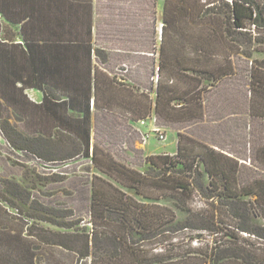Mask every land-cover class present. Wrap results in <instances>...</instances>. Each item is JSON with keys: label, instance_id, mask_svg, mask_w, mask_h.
<instances>
[{"label": "trees", "instance_id": "obj_1", "mask_svg": "<svg viewBox=\"0 0 264 264\" xmlns=\"http://www.w3.org/2000/svg\"><path fill=\"white\" fill-rule=\"evenodd\" d=\"M163 22L160 47L153 49L158 64L153 59L151 73L154 78L158 68L157 80L149 87L125 83L116 72L110 76L95 69L89 37L79 47L81 66L72 70L71 62H66L62 70L54 62L60 43L48 38L44 44L50 60L43 59L40 72L34 68L35 75L27 74L28 80L20 87L23 96L25 86L45 89L48 95L41 103L17 94L4 100L23 113L19 121L27 118L22 129L10 121L0 101V131L16 150L46 164L87 158L98 171L145 199H173L176 208L188 214L187 219L177 221L170 207L138 202L100 175H93L91 181V232L79 229L76 222L58 221L54 217L62 215L24 197L20 189L10 193L24 204L39 205L42 215L33 218L65 230L42 238L45 243L76 252L81 259L92 257V264H264V248L255 243L264 242V226L253 222L254 218L264 221V57L253 58L234 45L237 40L256 43L264 54V0H165ZM24 43L30 50L33 42L25 39ZM238 53L250 59L247 113L254 139L249 142V156H235L178 133L177 152L148 156L143 171L95 143L92 133L97 117L113 126H133L150 117L162 126L202 120L203 94L237 73L233 55ZM96 55L105 62L103 52L96 50ZM62 78L74 82L62 84ZM197 197L213 208L211 214L208 209H190ZM6 203L18 210L12 201ZM184 231L210 232L221 241L206 245L202 258L179 251L183 248L175 238ZM28 232L32 237V231ZM5 234L0 230V236ZM12 237L7 246L0 240V263L35 264L36 250L32 260L21 250L25 262L21 261L17 250L22 243ZM154 241L158 249L149 247ZM9 246L10 252L5 250Z\"/></svg>", "mask_w": 264, "mask_h": 264}, {"label": "rangeland", "instance_id": "obj_2", "mask_svg": "<svg viewBox=\"0 0 264 264\" xmlns=\"http://www.w3.org/2000/svg\"><path fill=\"white\" fill-rule=\"evenodd\" d=\"M141 1L139 0V3ZM143 2L146 55L142 75L144 85L149 87L154 78L155 81L157 80L158 68L156 67V75L153 78L151 73L155 68L153 56L147 53L151 54L155 47L156 50L160 47L164 26L165 0H143ZM234 45L240 47L241 51L252 53L253 58L264 57V54L258 51L256 43L246 44L237 40ZM173 51L175 52V49ZM249 62L250 59L243 54L233 55L237 73L227 77L214 87H210L203 94L205 115L202 120L162 126V122H157L155 117H150L145 120L144 124L113 126L107 125L104 120L100 122L97 117L98 122L94 120L92 133L95 143L109 150L122 163L143 171L146 168L141 167L148 156L164 152L168 154L177 152L178 133L189 134L197 140L215 144L223 151L235 156L245 154L249 156L251 148L249 142L254 139L252 135L254 126H250L247 113ZM157 64L158 62H156V66ZM108 67L113 69V67ZM114 70L120 75V69L114 68ZM161 134L165 136L164 139L160 138ZM246 171L249 172L248 169ZM245 174L247 175L246 172ZM93 175H100L112 181L140 203L160 204L172 208L177 214V221L183 222L188 217L187 213L176 208L173 199H145L133 189L122 187L114 179L98 171L87 158L80 156L67 163L46 164L33 155L16 150L0 131V230H3L4 233L11 232L13 229L24 230L28 236H30L28 231H32L31 241L37 254L35 264H48L45 251L50 254L52 252L63 254L64 264H92V257L81 259L76 252L45 243L42 238H52L51 233L65 232V230L33 217L42 215V212L37 209L39 208L37 203H39L52 207L56 215H62L61 218L54 217L58 221L76 222L79 229L85 228L91 232L89 206ZM16 186H18L17 189ZM18 189L21 190L24 197H30L31 201L37 202L36 205L31 204V201L24 204L10 193V191ZM6 201L15 203L18 210L8 205ZM190 209H208V213L211 214L213 208L206 206L197 197L190 203ZM253 222L264 226L262 218H254ZM217 240L221 241V237H216L210 232L184 231L176 236L175 243L178 247L183 248L179 251H188L200 257L205 253L206 245L210 243L214 246ZM255 243L264 248L263 241L255 240ZM149 247L159 248L155 246V241ZM99 255L104 256L103 253H99ZM201 257L203 258V256Z\"/></svg>", "mask_w": 264, "mask_h": 264}, {"label": "crops", "instance_id": "obj_3", "mask_svg": "<svg viewBox=\"0 0 264 264\" xmlns=\"http://www.w3.org/2000/svg\"><path fill=\"white\" fill-rule=\"evenodd\" d=\"M144 27L143 0L140 3L139 0H0V101L7 108V115L12 116H9L10 121L22 129L27 118L19 121L18 116L23 113L14 106L6 105L5 99L12 98L14 94L22 98L27 95L32 102L41 103L48 95L45 89L32 86H25L24 96L20 90L28 80L27 74L33 75L34 68L40 72L43 59L50 60L44 44L48 38L60 43L56 45L59 56L57 53L54 62L62 70L66 62H71L72 70L75 65L77 68L81 66L79 47L82 40L89 37L95 69L99 68L110 76L118 73L114 68L120 69V81L143 85L142 67L146 55ZM25 39L33 42L30 50L24 43ZM96 50L103 52L105 62L96 55ZM147 54L158 62V53ZM59 80L62 84L74 82L71 78ZM12 236L22 243L17 250L20 260L25 262L21 250H26L27 258L32 260L35 250L32 237L13 229L0 236L2 244L7 246L11 243L15 239ZM5 250L10 252L12 248L5 247ZM45 252L48 264H64L63 254Z\"/></svg>", "mask_w": 264, "mask_h": 264}, {"label": "built area", "instance_id": "obj_4", "mask_svg": "<svg viewBox=\"0 0 264 264\" xmlns=\"http://www.w3.org/2000/svg\"><path fill=\"white\" fill-rule=\"evenodd\" d=\"M140 123L144 124V123H145V121H141ZM160 138H161V139H164V138H165V136H164L163 134H161Z\"/></svg>", "mask_w": 264, "mask_h": 264}]
</instances>
